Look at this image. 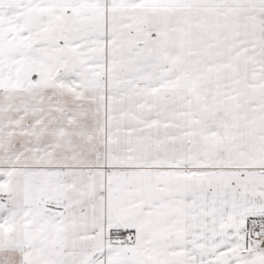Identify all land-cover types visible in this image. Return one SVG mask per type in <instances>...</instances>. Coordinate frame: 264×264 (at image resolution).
<instances>
[{
	"label": "snow or ice",
	"instance_id": "obj_1",
	"mask_svg": "<svg viewBox=\"0 0 264 264\" xmlns=\"http://www.w3.org/2000/svg\"><path fill=\"white\" fill-rule=\"evenodd\" d=\"M0 264H264V0H0Z\"/></svg>",
	"mask_w": 264,
	"mask_h": 264
}]
</instances>
